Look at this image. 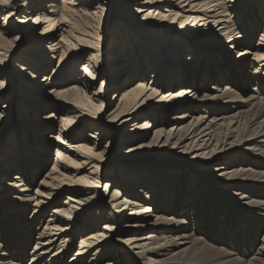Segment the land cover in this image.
<instances>
[{"label": "bare ground", "instance_id": "obj_1", "mask_svg": "<svg viewBox=\"0 0 264 264\" xmlns=\"http://www.w3.org/2000/svg\"><path fill=\"white\" fill-rule=\"evenodd\" d=\"M14 120L0 264H264V0H0Z\"/></svg>", "mask_w": 264, "mask_h": 264}, {"label": "rangeland", "instance_id": "obj_2", "mask_svg": "<svg viewBox=\"0 0 264 264\" xmlns=\"http://www.w3.org/2000/svg\"><path fill=\"white\" fill-rule=\"evenodd\" d=\"M120 9L121 8H119V10H117V11H115L116 13H118V12H120ZM115 13V14H116ZM114 19V18H113ZM114 22H115V20H113V21H111V25H110V23H109V28H112L113 26H114ZM113 33V35H110V33L109 34H107V37L105 36L104 37V39H103V49H105V50H107V49H110V47L113 45V44H115V42H114V32H112ZM16 45V49H18L19 51H21V52H23L25 49H27L29 46L27 45V44H24V43H16L15 44ZM19 47V48H18ZM14 48V49H15ZM215 61V60H214ZM137 79H139L138 77H137ZM147 79L148 80H150V77H147ZM136 80V79H135ZM135 80H133L132 82H131V84L135 81ZM147 80V81H148ZM224 84H226V80H225V82H223ZM110 94L111 93H109V95H108V98H109V105H108V108L105 106L104 107V112L105 113H107L110 109H111V107H112V105L114 104V100L111 98L110 99ZM14 110V109H13ZM38 113H36L35 115H37ZM32 116H34V115H32ZM13 119H14V116H13ZM7 121H9V119L7 120ZM6 121V122H7ZM13 121V120H12ZM11 121V122H12ZM14 122H15V124L12 122V124H6V125H4V127H1V132H0V145H2L4 142H6V140H8L7 139V137L8 136H10V133L14 130V127H16L18 124H16V120H14ZM127 128H128V126H127ZM121 133H122V131L120 132V134H119V136H118V138L117 139H112V146L113 145H115L119 140H120V138L122 137L121 136ZM109 136V133H106V137H108ZM25 140L27 141L28 140V137H26L25 138ZM9 141H14V140H12V139H10ZM103 141V142H102ZM101 142H102V145H104L105 144V142L106 141H108V138L107 139H105V140H102ZM55 148V147H54ZM54 149H52V151H53ZM125 151H126V149L124 150V149H120V147H115V149L112 147V150H111V160L108 162L109 163V166H108V169L110 170V172H112L113 174H114V172H115V168L113 167L116 163H118L120 160H123L124 159V157H125V155L127 154V153H125ZM53 154H54V152H51V155L49 156L50 157V159H49V162L47 163V169H48V167H49V165L50 164H52V162H53ZM108 155V154H107ZM122 172H121V177H122ZM175 174L176 175H179L178 173H176L175 172ZM176 177V176H175ZM178 177V176H177ZM1 179V178H0ZM39 180H40V178H39ZM107 180H109V179H101L100 181H99V183L98 184H102L104 181H107ZM33 188H36V186H34ZM96 211V210H95ZM83 226H84V223H83ZM36 235V234H35ZM78 241V237H77V239H75V241ZM122 264H126L125 262L124 263H122Z\"/></svg>", "mask_w": 264, "mask_h": 264}, {"label": "snow or ice", "instance_id": "obj_3", "mask_svg": "<svg viewBox=\"0 0 264 264\" xmlns=\"http://www.w3.org/2000/svg\"><path fill=\"white\" fill-rule=\"evenodd\" d=\"M3 3L7 4L9 3V0H3Z\"/></svg>", "mask_w": 264, "mask_h": 264}]
</instances>
